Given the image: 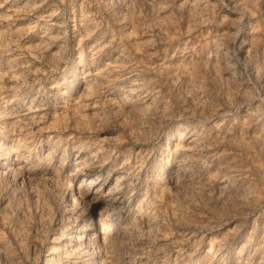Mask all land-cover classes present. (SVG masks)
<instances>
[{"label":"rangeland","instance_id":"374dc122","mask_svg":"<svg viewBox=\"0 0 264 264\" xmlns=\"http://www.w3.org/2000/svg\"><path fill=\"white\" fill-rule=\"evenodd\" d=\"M263 73L264 0H0V264H264Z\"/></svg>","mask_w":264,"mask_h":264},{"label":"bare ground","instance_id":"6f19581e","mask_svg":"<svg viewBox=\"0 0 264 264\" xmlns=\"http://www.w3.org/2000/svg\"><path fill=\"white\" fill-rule=\"evenodd\" d=\"M238 6V5H237ZM237 9V8H236ZM82 21V20H81ZM251 27V26H250ZM144 41V40H143ZM249 50V49H248ZM161 69V68H160ZM95 70V69H94ZM158 70V69H157ZM202 72V71H201ZM264 74V73H263ZM226 82V81H225ZM188 86V85H187ZM186 86V87H187ZM87 88V87H86ZM188 89V88H187ZM195 94V93H194ZM207 99V98H206ZM243 102V101H242ZM122 104V103H121ZM127 111V110H126ZM144 112V111H143ZM12 114V113H11ZM138 115V114H137ZM248 117V116H247ZM207 120V119H206ZM213 123V122H212ZM255 129V128H254ZM184 132V131H183ZM253 132V131H252ZM253 134V133H252ZM251 134V135H252ZM240 135V134H239ZM254 136V135H253ZM256 136V135H255ZM258 136V135H257ZM222 137V136H221ZM220 137V138H221ZM228 137V136H227ZM242 137V136H241ZM259 137V136H258ZM190 138V137H189ZM225 138V137H224ZM247 138V137H246ZM252 138V137H251ZM261 138V137H260ZM194 139V138H193ZM223 139V138H222ZM254 139H259V138H254ZM262 139V138H261ZM260 140V139H259ZM193 141H195V139L193 140ZM240 141V140H239ZM262 141V140H261ZM240 143H242V142H240ZM258 143H259V141H258ZM261 143V142H260ZM193 144V143H192ZM191 144V145H192ZM190 145V146H191ZM244 145V144H243ZM260 145V144H259ZM264 145V144H263ZM173 146V145H172ZM188 146V145H187ZM196 146V145H195ZM200 146V145H199ZM242 146V145H241ZM258 146V145H257ZM183 147H186V146H184L183 145ZM201 147V146H200ZM245 147V146H244ZM180 148H181V146H180ZM251 148V147H250ZM239 149V148H238ZM257 149V148H256ZM261 149V148H260ZM240 150V149H239ZM262 151H264V147L262 146V149H261ZM238 151V150H237ZM261 152V151H260ZM215 153V152H214ZM248 153V152H247ZM264 153V152H263ZM252 157V156H251ZM250 157V158H251ZM248 159V158H247ZM255 160V159H254ZM256 162H258V161H256ZM20 165V164H19ZM6 168V167H5ZM244 168V167H243ZM2 169V168H1ZM10 169V168H9ZM51 174V173H50ZM259 178V177H258ZM261 178V177H260ZM84 179L83 178H81L80 179V181H83ZM74 181V180H73ZM73 181H72V179L71 178H69L68 179V181L66 180V182H68V183H66L67 184V187H68V189H69V191H71V197H70V201L72 202V205H73V207L74 208H76V207H78V204H77V202H76V199H77V196H75V194H77L78 196H87V195H89L91 192H93V191H95L96 190V188H94V186H93V180L91 179V180H89L88 181V183H89V186H88V189L87 190H85V189H81V184L79 185V183H81V182H79L77 185H75V184H73ZM176 181V180H175ZM177 182V181H176ZM65 183V182H64ZM239 183V182H238ZM86 184V183H85ZM55 186V185H54ZM162 187V186H161ZM160 187V188H161ZM174 189V188H173ZM85 190V191H84ZM221 190V189H220ZM253 190V189H252ZM258 190V189H257ZM98 191V190H97ZM56 192V191H55ZM167 192V191H166ZM96 193V192H95ZM153 194V193H152ZM222 194V193H221ZM230 194V193H229ZM231 195V194H230ZM251 195V194H250ZM250 195H246L244 198H243V201L242 202H244V203H246L245 204V206L251 201V197L252 196H250ZM54 196V195H53ZM91 196H92V194H91ZM183 197V196H182ZM191 197V196H190ZM55 198V197H54ZM158 199V198H157ZM175 199V198H174ZM213 199V198H212ZM225 199V198H224ZM228 199V198H227ZM234 200L236 199V198H233ZM253 199H254V197H253ZM169 200V199H168ZM171 200V199H170ZM237 200V199H236ZM87 201V200H86ZM148 201V200H147ZM188 201V200H187ZM241 201V200H240ZM141 202V201H140ZM237 202V201H236ZM140 204V203H139ZM143 203H141V205H142ZM146 204V203H145ZM147 205H149V204H147ZM152 205V204H151ZM153 205H154V203H153ZM240 206V205H239ZM244 206V205H243ZM242 206V207H243ZM88 207V206H87ZM149 207V206H148ZM155 207V206H154ZM177 207V206H176ZM250 207V206H249ZM179 208V207H178ZM172 209H175V208H172ZM184 209V208H183ZM243 209V208H242ZM81 210H84L83 208L81 209ZM136 210H137V208H136ZM135 210V212H137V214H141V210H142V208L140 207L139 208V211H136ZM149 210H150V208H149ZM148 210V211H149ZM176 210V209H175ZM144 211H146V210H143V213H144ZM99 213H100V211H98ZM238 212H240V211H238ZM246 212V211H245ZM263 212V211H262ZM134 213V212H133ZM234 213V212H233ZM170 214V213H169ZM133 215V214H132ZM135 215V214H134ZM140 216V215H139ZM175 216V215H174ZM179 216V215H178ZM98 217V220H97V223H98V225H99V227H100V232L102 233V241L100 242V243H103L102 244V247H104L103 245L105 244V236H106V234L105 233H103V231H101V219H100V217L99 216H97ZM135 218H136V216H134ZM134 218V219H135ZM174 219V218H173ZM76 220V219H75ZM74 220V221H75ZM161 220V219H160ZM241 220V219H240ZM173 222V221H172ZM201 223V222H200ZM134 225V224H133ZM60 226V225H59ZM151 227V226H150ZM63 228H64V226H63ZM105 228V227H104ZM107 228V227H106ZM133 228H134V226H133ZM233 229V228H232ZM239 229V228H238ZM61 230V229H60ZM110 230V229H109ZM152 230V229H151ZM149 231V230H148ZM236 231V230H235ZM88 231H86V225H85V223H83L82 224V226H81V228H77V230H76V232H72V233H70L69 235H68V240H66L64 243H63V238L61 237L62 235H63V233H61V234H59L57 237H56V243H57V245L56 246H54V247H52V250H59V248H60V250H62L61 251V254L63 255L62 257H65V258H68V257H70V256H72L74 253L76 254V257L78 258V260H74L73 258L71 259V262L70 263H68L67 261V264H90L89 263V261L88 260H86V259H82L81 258V255L83 254V248H82V246H81V240H83V239H87L86 241H89L88 240V233H87ZM151 232V231H150ZM95 233V232H94ZM126 233H128V232H126ZM262 233V232H261ZM195 234V233H194ZM233 234V233H232ZM247 234V233H246ZM227 235V234H226ZM234 235H235V233H234ZM90 236V235H89ZM178 236V235H177ZM263 236V235H262ZM244 237V236H243ZM188 238V237H187ZM245 239L244 240H246V241H249L250 242V240H249V236H245L244 237ZM179 239V238H178ZM94 240V239H93ZM110 240V239H109ZM67 241H68V243H69V245H70V248H69V245H67ZM241 241V240H240ZM228 243V242H227ZM211 246V245H210ZM62 247V248H61ZM101 248V247H100ZM108 248V247H107ZM86 249V248H85ZM107 250V249H106ZM106 250H104V252L106 251ZM103 251V250H102ZM216 251V250H215ZM85 252V251H84ZM111 252V251H110ZM2 255H4L2 252H0ZM106 253V252H105ZM104 253V254H105ZM74 254V255H75ZM103 254V255H104ZM13 255V254H12ZM107 255V254H106ZM108 256V255H107ZM99 257H101L102 258V256H99ZM247 257V256H246ZM260 257V256H259ZM57 258V257H56ZM105 258V257H104ZM111 258V257H110ZM99 259V258H98ZM252 259V258H251ZM260 259V258H259ZM66 260V259H65ZM101 260V259H100ZM103 260V259H102ZM106 260V261H105ZM105 262L107 263V264H113V263H111L108 259H107V257L105 258ZM64 261V260H63ZM99 261V260H98ZM91 262V261H90ZM102 262V261H101ZM57 263V262H56ZM59 263V262H58ZM92 263V262H91ZM46 264H48V263H46ZM116 264V263H115Z\"/></svg>","mask_w":264,"mask_h":264}]
</instances>
